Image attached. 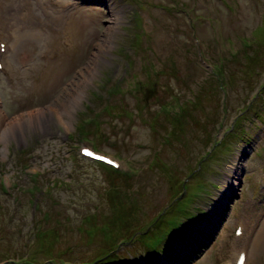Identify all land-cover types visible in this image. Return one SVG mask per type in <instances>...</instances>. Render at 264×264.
<instances>
[{"label":"rangeland","instance_id":"374dc122","mask_svg":"<svg viewBox=\"0 0 264 264\" xmlns=\"http://www.w3.org/2000/svg\"><path fill=\"white\" fill-rule=\"evenodd\" d=\"M28 2L35 14L59 19L64 12L67 31L29 30L42 41L31 44L33 36L16 50L11 28L0 33V49H7L0 52V264L100 258L113 242L105 241V223L118 241L160 212L167 218L176 204L171 194L187 177L191 186L205 182L187 209L200 215L205 237L180 254L186 256L179 264H232L238 250L247 252L248 264H264V244H254L264 229V0L10 4ZM41 109L43 123L31 118ZM84 120L98 125L96 132L82 134ZM12 125L20 126L15 137H3ZM220 138L226 140L214 149ZM82 146L114 157L132 178L83 158ZM232 176L238 180L231 186ZM236 226L247 227V241L229 259ZM192 227L180 240L168 237L169 250ZM141 234L113 253L137 264L164 262L168 249L149 253L134 242Z\"/></svg>","mask_w":264,"mask_h":264},{"label":"bare ground","instance_id":"6f19581e","mask_svg":"<svg viewBox=\"0 0 264 264\" xmlns=\"http://www.w3.org/2000/svg\"><path fill=\"white\" fill-rule=\"evenodd\" d=\"M15 1L16 0H10V1L7 2V0H0V33L2 31H7L8 32L10 30V28H11V33H14V36L16 37V39H14V41H13L14 45H12L13 48H15L14 50H16V48L19 47V46L18 47L16 46L17 43H19V44H20V42H21V44L22 43L23 44L27 43L29 41V38H32L34 36V35H32L29 32V30H31V32H32V31L35 30V28H36V30H38V29H41V27H43V28H45V31H48L49 33H52V34H53L54 31H57V32L61 31V30L67 31L66 22H67L68 16L64 12H61L59 19H53V18H51V17H49V16H47L45 14H40V15L39 14H35V10L32 8V7H34V5L32 3H30V2L26 3L25 5H23V4L22 5H12V4H10V3H13ZM66 6H69L68 3H67ZM6 37H7V35H6ZM34 37H35V39H34V41L31 44H36V43L38 44L40 41H42L40 33L35 34ZM28 44H30V43H28ZM2 54L3 55H7V49L6 48H5V50H4V52ZM26 62H27V60L25 61L23 59L22 60L18 59V64H21V66H23V64L26 63ZM3 65H2V68H1L2 70H4L3 67L5 66V65L4 66ZM26 71H30V69H28ZM44 71H45V69L43 71L40 70L39 73L37 74V76L39 78H42V74L45 73ZM17 74L18 75L20 74L19 73V68L17 70ZM23 74H24V71L21 70V75H23ZM36 82H37L36 85H38L39 83L41 84V79H38ZM62 106H63V108L61 110H63V111H61V112H62V114L63 113L66 114L67 113V106L63 105V103H62ZM60 116H57L58 117V121L61 118ZM31 118L34 119V121H37V122H40V123H43L44 121H46L45 113H44V111L42 109L40 111L34 113ZM0 120H2L1 115H0ZM60 123H62V125L64 124L65 127H67V123L66 122L61 120ZM14 127H18V126L12 125L10 127H6L7 128V129H5L6 133L3 135V137H6V138L15 137V135L17 133V130L14 129ZM116 167H119V164ZM258 167H259V165H258ZM114 170H119V169H114ZM229 178L231 179L230 182H229ZM229 178H228V181H226V183H229L231 186L235 185L234 181L238 180V177L232 176V177H229ZM181 192H180L181 195H183L185 193V191L184 192L181 191ZM192 199H193V197L191 198V200ZM189 204H191V201L184 205V206H186L185 207V212L180 213L179 216L187 217V216L192 214V207H191V212H187V209L190 206ZM198 212L201 213V210L198 211ZM184 214H186V215H184ZM194 214H196V213H194ZM198 216L200 217V215H198ZM198 221L199 220L197 219L196 223ZM202 222L203 221H199L196 225H193V224H191V222L189 220L182 219L180 230L177 231L176 233L172 234L173 236H177V238H178L177 240H180L181 238L178 237V235H176V234H178L180 232L184 233V230L188 228V223L191 224L193 227L190 228V230L186 233V236L184 237V242L181 243L179 246L173 247L174 251L169 250V248H168L169 246L167 244H165V241L167 239H165V241H163L162 244H159V246H158V248H156V250H152V249L148 250L146 248V251H148V252L152 251L154 253L157 252L158 250H160L161 254H164L163 251L165 249H168V255L163 257L164 262H162V263H161V261H156L155 262V260H156L155 259L154 260V264H171V262L175 258H177L180 254H182L184 252V250H186L189 246L195 244V242L199 238L198 235L196 236V230H199V233H200L203 230L204 226H205V223L203 225ZM236 223H239V220H237ZM246 233H247V227H244V230H243V233H241V236H239V238H237V239L234 238L232 240L230 252L228 253V255H226L227 258H229V259L233 258V254L236 251L237 247L239 245H241L242 243L247 241V238H246L247 234ZM202 235H204V230H203L202 234L200 235V237H202ZM168 237H170V236H168ZM168 237H166V238H168ZM199 242H200V238L197 241V244ZM188 244H189V246H188ZM254 244H256V248L257 249H259L260 245L264 244V229L262 231L259 230V234L257 236V241ZM240 253H242L241 250L240 251L238 250L235 253V258H234L232 264H235V261H236L238 255ZM246 254H247V252H246ZM245 255H243L242 264H248V257H247V255L246 256ZM185 256H183V257H185ZM183 257H179L181 259H178L174 264H179V262H181ZM193 257L194 256H192V258ZM20 259L22 260V258H20ZM20 259H17L16 261H21ZM148 259L150 260V257H148L147 260ZM127 260H130V258H126V257H124V255H118V257H117V261L123 262L121 264L128 263ZM16 261L11 259V264H15ZM143 262L146 263V260L143 259ZM140 264H143V263H140ZM230 264H231V261H230Z\"/></svg>","mask_w":264,"mask_h":264},{"label":"trees","instance_id":"16d2710c","mask_svg":"<svg viewBox=\"0 0 264 264\" xmlns=\"http://www.w3.org/2000/svg\"><path fill=\"white\" fill-rule=\"evenodd\" d=\"M134 38V40H132L133 45H138V37L135 35H133L132 39ZM261 91L264 92V85L261 86ZM151 90L147 89L146 93V97H148V94L151 93ZM162 105V104H161ZM160 105V106H161ZM183 105V110H184V104ZM249 106L245 107L246 109L243 110L244 114L245 111ZM162 108V107H160ZM164 110V108L162 109ZM163 112H167V114H165V117H169L170 119H173V114L168 112V111H163ZM172 114V115H171ZM184 117V112L183 114L180 115L179 120L177 121L179 123V121L183 120ZM241 118V117H240ZM240 118H237V120L235 121V123L233 124V128L231 129V133H229V137H232L237 128H239L240 125ZM94 122L89 123L88 121H83L82 125L80 124L79 127H81V132L82 134H92L93 131L98 129V125H96ZM93 124L94 126V130H90L89 129V125ZM96 132V131H95ZM228 138V137H227ZM224 140H226V138H221L220 140H216L213 144H214V149L215 147L217 148L219 145H223ZM96 144V143H95ZM212 148V149H213ZM213 149V150H214ZM210 152H208L206 154V156L209 154ZM98 165H100L101 167H103L104 169H106L110 174L125 178V179H131L132 176L126 172L120 171V170H114L110 167H107L101 163H97ZM188 177L187 178H182L180 185V191H185V193L183 195H181V193L179 194H175L172 193L171 197L174 198V202H176V204L172 205L174 207H171V210H169L168 212V216L167 218H164V211L158 213L156 216L152 217L150 220V225L152 226L151 228L150 225L148 224L145 227H142L143 225H139L136 226V230L135 232H133L132 234H130L129 236H122L120 235V238L118 239V241H116L115 236L118 235L116 232H114L112 225L109 223H105L106 227H101L102 232L104 233V238L106 239L105 241H113L110 244V250H108V252H105L104 256L102 257H97L95 259H92L90 261H85V262H81V264H121L123 262H119L117 261V253H113L114 251L117 250V248L119 247V242L122 241H133V235L137 234L139 232H141L142 234H144L141 238L134 240L135 243H141L145 246V248H147L148 250L152 249V250H156V248H158L159 244H162L163 241H165V239H167L166 237L171 236L173 233H176L177 231L180 230L181 227V223H182V219H186V220H190L191 217H194L195 215L192 213L191 215L187 216V217H182L179 216L180 213L185 212V207L184 203L187 204L188 202H190L191 197H197L199 192H202L204 190L205 187V182L203 181H198L195 183L194 186H191V184H188ZM190 196V197H189ZM176 200H180V201H176ZM168 206V205H167ZM170 208V206H168ZM176 209L178 211H176ZM186 215V214H184ZM164 218V220H162ZM182 218V219H181ZM181 219V220H180ZM153 225H156L155 227H153ZM91 230V229H90ZM44 234V233H41ZM141 234V235H142ZM40 235H37V237ZM46 236V235H45ZM119 236V235H118ZM55 238V235L53 237V239ZM158 244V245H157ZM48 263L50 262H54V258L47 260ZM15 263V262H14ZM41 264L40 262H35L33 259H29V258H22L21 261H16L15 264ZM45 263V262H44ZM43 264V262H42Z\"/></svg>","mask_w":264,"mask_h":264},{"label":"snow or ice","instance_id":"6c2138e0","mask_svg":"<svg viewBox=\"0 0 264 264\" xmlns=\"http://www.w3.org/2000/svg\"><path fill=\"white\" fill-rule=\"evenodd\" d=\"M86 154L87 155H91V153H87V152H86ZM97 159H103V158L102 157H97Z\"/></svg>","mask_w":264,"mask_h":264}]
</instances>
